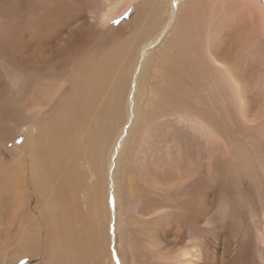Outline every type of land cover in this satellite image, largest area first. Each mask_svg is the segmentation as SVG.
I'll return each instance as SVG.
<instances>
[{"label":"rangeland","instance_id":"obj_1","mask_svg":"<svg viewBox=\"0 0 264 264\" xmlns=\"http://www.w3.org/2000/svg\"><path fill=\"white\" fill-rule=\"evenodd\" d=\"M111 1L119 2V4L117 3L118 14L115 13L114 22L113 20L110 21L104 31L90 44V47H87L85 53L80 54V49L73 55L66 52L63 56L60 49L61 42L57 44L58 50L53 47V50L57 52L54 56L55 59L53 58L54 67L57 71H67L65 78H55L53 76L55 81H62L70 77L71 74L75 73V69H78L82 64L86 65L89 61L97 65L96 59L99 57L92 59L93 52L97 50V47L99 48L98 53L107 52L108 54L109 50L115 51L112 48L113 45H111L115 40L112 43L106 40L114 33L113 31H117L125 38V48L131 54L130 58H134V60L138 56L137 52L134 51L138 50L143 44L149 45L146 49L139 51L141 60L146 59L149 50L156 48L168 34L169 25L165 27L166 33L162 34L160 31L162 20L165 21L168 15L171 17L172 14L176 13L175 18L179 20L178 24L180 25L174 23L177 25L172 29V37L169 36L170 39L168 37L161 44L162 49H157V51H160V53L158 52L160 57L158 55L154 58L158 63L161 61V64L164 63L165 65L169 62V56L175 58L176 64L172 66L176 67L175 87L171 92L161 94L160 99H155V102H157L149 106L144 105L146 104L144 99L139 101L138 107L140 109L142 107V112L138 109L141 116L140 123L146 122L143 127L145 134L141 142H139L138 137H135L133 141L131 140L132 148L130 145V150L123 154L118 166L115 165L117 153L120 149L119 139L117 145H114L111 149L108 148L111 152L110 165H108V162L106 165L98 164L99 154L97 150L99 151L98 148H101L104 151L101 147L102 142L105 146L108 144V142H104L105 137L109 133L116 134L121 121L115 122V120L122 116L121 109L126 114V104L125 106L121 105L119 109H115L111 119L105 118L102 126L96 129L93 128L94 124H88L89 119L86 123L87 127H74L70 130L71 140L75 142L78 140L77 133L84 136V132L89 141H91L92 136L93 140H96L92 142L90 147L88 144L81 142L79 148V154L82 158L79 167L82 172L79 179L86 178L81 183L82 190L78 191V195L81 196L77 209L78 215L80 214L78 216L80 223L71 229L73 231L67 235L68 237L63 239L60 236L62 231L57 225V219L60 215L56 209L52 208L54 200L51 196H47L46 200L42 201L40 209H29L27 213H30V215H25L19 224L15 222L17 216L13 210L1 211L0 223H2L0 226L5 230H1L0 227V264H162L160 262L173 264L175 258L178 257L176 254L179 255L182 251L171 248V245L164 247L162 234L165 228L174 225L175 216L178 212L174 210L175 215L167 209L168 205L159 208L158 204L161 201L174 198L176 201H182L184 197L178 198L177 195L181 190H184L186 185L189 187H185V189L192 188L189 190L192 202L186 209L188 216L182 222L183 226L180 227L182 230L178 228L177 231L185 234L188 223L190 228L201 232V237L195 240L199 241V245L208 253L205 255L206 257L203 255L206 263L210 264L214 259L213 248L215 249L216 244L222 243L221 239L225 234V238L230 239L234 244L230 257L236 262L230 264H243L235 255V245H237L235 241L238 242L239 237L241 242L245 238H249L252 243V264H263L257 254V248L263 246L259 238L260 232L257 229L260 230L263 226L264 214V8L256 9L235 0H206L209 2L208 9L198 7V2L201 3V0ZM257 1L264 5L263 0ZM68 3L70 6L67 8L66 14H69L68 10H71L73 14L75 9L78 14L84 9L91 8L88 6L94 1L79 0V2ZM107 3L108 1H103L102 7ZM163 6L164 8H162ZM32 17L31 14L25 16L26 19ZM175 27H177L176 30ZM61 32L65 33V30ZM120 37L118 38L116 35V39L121 40ZM168 40L170 41L168 42ZM151 45L155 46L152 48ZM122 49H117L120 51V58L118 57L119 60L117 59V61L124 64ZM210 51L223 54L221 56L216 55L217 61L221 63L220 65L219 63L210 62L208 59ZM38 52L40 61L37 60L36 65L40 66L41 70L46 63L41 64L43 53L40 54L42 51ZM178 55L179 59L177 58ZM70 56L74 60L73 63H71ZM99 59L101 63H104L102 58ZM154 64V62L149 64L148 68H153ZM127 68L130 71L132 65L130 67L127 65L125 69ZM123 69L120 72H123ZM29 70L31 73L27 72ZM33 71L32 68H24L16 73L24 78V87L19 92V97L27 98V104L24 105V112L27 113L33 110L29 102V98L32 96L31 89L34 87L33 78L38 75L40 82L44 84L48 83L50 76L49 73H46L42 77L40 72L36 74L37 70ZM124 72L123 75H126ZM116 74L114 70L113 76L110 75V78H116L118 73ZM5 79L0 67V87L3 86V80ZM17 83L20 86L19 80ZM128 83L125 80V92L121 102L128 100ZM150 84L146 86H154V83ZM45 90L47 91V89ZM47 94L50 95L48 91ZM160 104L162 107H171L172 113L170 116L158 118L159 114H157L156 118L152 117ZM204 114L207 117L203 116ZM167 117H172L171 123L165 120ZM152 118L154 119L152 120ZM149 119L152 121L150 122ZM191 119L194 123L190 121ZM10 121L9 115L8 123L6 122L2 125L3 127H0V152L3 156H6L4 158L8 162H18L16 154L7 153L12 151L15 146L22 147L17 151L21 152V155L23 154V159L28 158L29 148L25 147L23 143L29 140L24 132L26 127H30L31 122L28 117L24 120L26 126L21 125L20 120L17 123L18 125ZM125 126L126 123L123 125L124 129ZM92 132L94 135H92ZM68 142L69 140H64L63 146H66ZM136 148L140 150L137 155H135ZM106 160L105 157V163ZM89 165L99 169L94 170L92 168L94 177L89 175ZM98 174L105 179H101ZM129 180L134 181L137 190L134 186L129 187L127 185ZM104 185L105 189L100 192ZM50 190V188H47L46 193L49 194ZM114 190L119 195L118 201L114 198ZM130 193L135 195L131 203L126 200L127 195H130ZM95 196L99 201L95 199ZM95 205L100 207L98 220L94 219L95 210L93 208ZM227 205L230 207L228 206V208ZM80 206L82 207L80 208ZM235 206L236 211L234 210ZM45 213H47V216L44 215ZM5 216H8V218ZM181 216L185 217L182 213ZM116 218L118 224L121 222L120 225H117ZM102 219L105 220L102 221ZM4 220L9 221V226ZM13 226L14 229L17 227L15 232ZM51 229H54L52 233H50ZM86 232L89 233L95 244L88 240ZM22 234H24V237ZM237 234H239L238 237H236ZM250 234H252V238L249 236ZM84 236L86 238L83 240ZM66 242L76 244L75 247H72V252L75 254L73 253L74 255L70 256L71 258L68 257L69 255L66 254L65 250L59 247V244ZM19 243L21 244L19 252H21L16 255L12 252V247ZM32 244H39V246L35 247ZM41 244H43V247ZM227 244H230V242H227ZM166 247L173 250L163 253ZM187 247L190 253L194 252L190 245ZM62 251L65 253L63 254ZM63 255L65 256L63 257ZM214 262L217 261L214 260Z\"/></svg>","mask_w":264,"mask_h":264},{"label":"bare ground","instance_id":"obj_2","mask_svg":"<svg viewBox=\"0 0 264 264\" xmlns=\"http://www.w3.org/2000/svg\"><path fill=\"white\" fill-rule=\"evenodd\" d=\"M92 1H94V3H92L93 5L90 4L88 6L91 8L86 7L87 9L80 11L78 14H77L76 9H75V12H73V14L71 10H68L69 14H66L67 8L70 6L68 2H79V0H0V67L2 68L3 74L6 78L5 80H3V86L0 87V127L9 120V115L11 119L10 122H14L16 123V125H18L17 123L19 120H20L21 125H25L24 120L27 117L29 118L31 122V124L29 125L30 127L28 128L26 127L25 132H24V135L27 136L29 140L27 139L28 142L26 141L27 142V143L25 142L26 144L23 143L25 147L27 146V148H29L28 158L23 159L24 158L23 154L21 155V152L17 151L19 149H22V147L18 148L15 146L13 147L12 151L7 153V154L13 153L14 155L16 154L18 156V162H15V161L8 162L7 159H5L6 156L4 155L5 156L4 158V156L2 155V152H0V213L1 211L3 212V210H13L17 216L15 217V222L19 224L24 219L25 215H30V213H27L29 209H33V210L40 209L42 205V201H45L47 196L48 197L51 196L52 200H54L52 204V208L56 209L60 215L59 218L57 219V225H59V229H61L62 231L60 236L63 239L68 237L67 235L73 231L71 229L73 227L78 226V223H80V220L78 217L80 214L78 215L77 209L79 207L78 201L79 199H81L80 198L81 196L78 195V191L80 189L82 190L81 183L84 179H86V178L82 180L79 179V175L82 172L81 169L79 168L81 165V161H82V158L80 157V154H79L80 144L82 142L84 144H88V146L90 147L92 142L96 141V140H93V136L91 138V141H89L88 138H86L87 136L84 132L83 133L84 136L82 134L77 133L78 140H76L75 142L74 140H71L70 130L73 129L74 127L76 128H82L84 126L87 127L86 123L89 119L90 120L88 121V124H94L93 128L96 129L102 126L105 118L111 119V115L115 109L117 108L119 109V107L121 108V105L125 106L126 104V114L121 109L122 116H120L118 119L115 120V122L121 121L119 125V129L116 130V134L113 135L109 133L104 139V142H108V144L105 146L103 145V142H102L101 147H103L104 151H102L101 148H98L100 152L97 150L99 154L98 164L106 165L108 162L109 163L108 165H110V153L111 152H109L108 148L111 149L112 147H114V145H117L118 139H119L120 149L116 157L117 162L115 161L116 162L115 166H118L123 154L130 150L131 140L133 141L135 137H138L139 142H141L142 137L145 134L143 127L146 125L145 124L146 122L140 123L141 116H140V112L138 111V109H140V107H138L139 101L141 99H144L146 101V104L144 105L146 106H149L152 103L153 104L156 103L157 101L155 102V99L157 100L158 98L160 99L161 94H167L168 91L171 92L173 87H175L174 83L176 81L175 80L176 79V67L175 68L172 67L173 65L176 64L175 58L170 57L168 55L169 56L168 59L169 58L170 59H169V62L166 63V65L164 63L161 64V61L160 63H158L157 60L154 59L156 56L159 55L158 52L160 53L159 48H161V44H163L166 41V39L169 36H171L172 29H174L173 27L179 23V20H176L175 18L176 13L172 14L171 17L168 15L169 17L167 16L165 21L162 20V26L160 28L161 29L160 31L162 34L166 33L165 27L169 25L168 34L165 36L164 39H162V42L156 48L151 49V51L148 49L149 53L146 59L141 60V58L139 57L140 56L139 51L146 49V47L149 45L143 44L140 46L138 50L134 51V52H137V55H138L136 56V60L138 61L137 62L136 60H134V58H130L131 54L125 48V38H123L120 33L118 34L117 31H113L114 33H112L111 36L107 38L106 40H108L109 43H112L115 40V42L111 44L113 45L112 48L115 51L109 50L108 54L107 52L98 53L99 48L97 47V50H94L93 52L92 59H96L99 57L104 60V63H101L99 58L96 59L97 65H95L94 62L90 63V61L89 62L87 61L88 63L86 65L82 64L80 65L78 69H75V73L73 75L71 74L72 76L70 75V77L63 79L62 81H55L54 77L55 78L56 77L65 78V76L67 75V71H57V69L54 67L53 58L55 59L54 56H56V53H57L56 50H58L57 44L61 42L60 49L62 51L61 55L63 56H65L66 52L70 53V55H73L80 49H81L80 54H83L86 52L87 47H90V44L93 43L97 39V37L104 31L105 27L110 23V21L113 20L114 16L118 14V10H117L118 8L117 3L119 4L118 1H111V0H92ZM103 1H108V3L102 7ZM235 1L241 2L243 4H247L249 7L253 6L256 9L264 8L263 7L264 5H261L257 0H235ZM198 7L203 8V9H208L209 2L206 0H201V3L198 2ZM162 8H164V6ZM27 14H31L33 15V17L31 19H26L25 16ZM164 15L166 14L164 13ZM160 22H159V25H160ZM174 23H177V24L175 25ZM177 27H175V30ZM62 30H65V33H62L61 32ZM116 35L118 38L121 36L120 37L121 40L116 39ZM169 41L170 40H168V42ZM155 43L158 44L157 42ZM151 46L153 48L155 45L154 46L151 45ZM53 47H56V50H53ZM120 48H123L122 49V52H123L122 59H123L124 64L121 61H117L120 55V51L117 49H120ZM157 49L159 50L157 51ZM38 51H42L40 54L43 53L42 54L43 56L41 57V60L43 61L41 64L46 63L45 66H42L41 70H40V66L38 67L36 65L37 60L38 62L40 61L38 54H37ZM181 55L183 56V54ZM216 55L221 56L223 54H220V52L214 53L210 51V56L208 55L209 56L208 59L210 60V62L219 63L217 61L218 58ZM70 58H71V63H73L74 62L73 58L71 56ZM84 58H87V57H84ZM177 58L179 59V55ZM92 59L91 61H93ZM153 62L155 63L153 65V68H148V65ZM191 64L193 63L191 62ZM220 64L221 63H219V65ZM127 65H129V67L130 65H132V68L130 71H129V68L125 69ZM123 66H124V69L126 70L125 72H124ZM24 68H32L34 71L37 70L36 74L40 72L42 77H44V74L46 73H49L50 75L48 83H44V84L40 82L41 80L38 75H36L33 78L34 87L32 89L29 87L32 90L31 91L32 96L31 98H29L30 100L29 102L31 103V108L33 110L31 112L29 111V113L24 112V105L27 104V101H26L27 98L19 97V92L22 91L21 89L22 87H24L23 86L24 78L22 75L16 74L17 72H19L20 70H23ZM72 68L74 67L72 66ZM112 69L113 71L115 70V75H117L116 73H118V76L116 78L115 77L110 78V75L113 76ZM122 69L126 75H123V72H120L122 71ZM30 70L27 72L29 73ZM124 79L129 82L128 83V94H127L128 100L121 102V99L125 92V88H124L125 80ZM18 80L20 81V86L17 83ZM149 82L154 83V86L147 87L146 85H149L150 84ZM45 89H47L50 95L47 94V91ZM182 90H185V89H182ZM130 98H132L131 101H130ZM123 106L122 108H124ZM141 109L140 111L142 112ZM156 110L157 111L154 113V115H152V117H155L157 116V114H159L158 118L159 117L162 118L164 116H170V114L172 113L171 107L169 106L162 107L161 104L158 106V109ZM203 116L207 117L206 114H204ZM153 119L154 118H152V120ZM152 120L149 119L150 122ZM165 120L171 123L172 117L171 118L167 117ZM190 121H193V120L191 119ZM125 123H126V126L124 129L123 125ZM198 124L200 125V123ZM201 127L202 129L204 128L203 125ZM126 128L128 129L126 130ZM92 135H94L93 132H92ZM64 140H69L66 146H63ZM99 144L100 142L98 143V145ZM155 144L157 143L155 142ZM131 148H132V145H131ZM139 151L140 150L136 148L135 155L139 154ZM179 153H182V152H179ZM105 157L107 159L106 163H105ZM92 168L93 167L89 165V175L94 177L95 175H93V171L98 168H93L94 170ZM98 175L100 176L101 179L104 178V177L103 178L101 177L102 175L100 174ZM186 175L188 176L187 172H186ZM113 184H114V181H113ZM115 185H116V181H115ZM127 185L129 187L134 186L135 190H137V186L134 185L133 180H129L127 182ZM185 187H189V186L186 185ZM185 187H184V190H181L177 195L178 198L184 197L182 201H176L174 198V199H169L167 201H161V203L158 204L159 208L166 207V205H168L167 206L168 210H170L173 213H175V211L178 212L177 216H175L176 220L174 221V225L170 228H165V230L163 231L162 238L164 239L163 240L164 247L171 245L170 246L171 248L177 251H182L181 253L178 252L179 255L176 254V256L178 257L175 258L173 264H207L206 260H204V257H206L205 255H207L208 253L199 245V241L195 240L201 237V232L197 231L196 229L190 228L188 226V223L185 229L186 233L184 232L185 234H183L181 231H177L178 228L183 226L182 222L188 216L186 209L189 205H191V202H192L191 201L192 197L189 196V190L192 188L185 189ZM47 188L51 189L49 194L46 193ZM103 189H105V185L102 186V189H100V192ZM220 189H223V188H220ZM114 193H115L114 198L116 201H118L119 195L117 191L114 190ZM134 196H135L134 194L131 195L130 193V195H127V198L125 196V198L131 203ZM95 199L98 200L96 196H95ZM185 199H188V200H185ZM86 203H87V199H86ZM239 205L241 206V204ZM245 205L247 204L245 203ZM228 206L229 205H227V207ZM236 206L234 210L236 209ZM81 207L82 206H80V208ZM233 207H234V204H233ZM93 209L95 210L94 219L98 220L99 215H100L99 213L100 207L99 206L97 207L95 205ZM47 213H45L44 215L47 216L46 215ZM181 213L185 217H182ZM119 215H118V218H119ZM0 216L2 215L0 214ZM5 217L8 218V216H5ZM104 220L105 219H102V221ZM116 221H117V225H120L121 222L118 224L117 218H116ZM5 222H7V224L9 223V221H5ZM262 224H263L262 228H260V230L257 229V231L260 232L259 238L261 239L263 246H259L257 248V254H258L259 259L264 264V214H263ZM18 226L20 227V225ZM16 229H14V226H13L14 232ZM54 229H51L50 233H52ZM1 230H3L2 227H1ZM6 230H8V228H6ZM180 230L182 229L180 228ZM0 234H1V231H0ZM23 235L24 234H22V236ZM82 235H83V232H82ZM86 235L88 237V240H90L92 244H95L93 240L91 239V236L89 235V233L86 232ZM238 236L239 234L236 235V237ZM249 236L252 238V234H250ZM85 238L86 236H84L83 240ZM221 242L222 243L215 245V249L213 248V253H214L213 256L215 257L214 259H212L210 264H230V263L236 262L233 258L230 257L231 256L230 252H232L231 250L234 245L232 244L233 242L230 241V239L229 240L226 239L225 234H223V238L221 239ZM227 242L228 243L230 242V244H227ZM235 242L237 243V245H235V248H236L235 255L239 258V260L243 264H247V263L252 264L253 253L251 249L253 250V246H252L250 239L245 238V240L241 242L240 237H239L238 242L237 241ZM32 245H34L35 247L39 246V244H32ZM41 245L43 247V244ZM59 245H60L59 247H61L63 250L67 252L66 254L69 255L68 257L70 256L72 257V255L75 254L74 252H72V247H75L76 244H70L66 242V243L59 244ZM188 245H190L193 248L194 250L193 253L189 252L188 247H187ZM20 247H21L20 243L15 244L12 247V250H13L12 252L16 253V255L20 254L21 252V251L19 252ZM170 247L169 248L166 247L163 253L172 251L173 249L170 250ZM64 253L65 252H63V254ZM64 256L65 255H63V257ZM171 257L173 258V256ZM214 260L217 262L215 263ZM165 261H168V260H165ZM160 263L164 264L163 262H160Z\"/></svg>","mask_w":264,"mask_h":264},{"label":"trees","instance_id":"obj_3","mask_svg":"<svg viewBox=\"0 0 264 264\" xmlns=\"http://www.w3.org/2000/svg\"><path fill=\"white\" fill-rule=\"evenodd\" d=\"M264 1V0H263Z\"/></svg>","mask_w":264,"mask_h":264}]
</instances>
